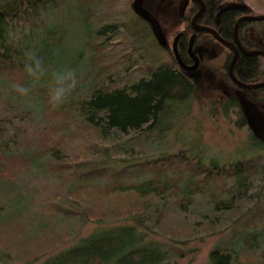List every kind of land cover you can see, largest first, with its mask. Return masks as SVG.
Returning a JSON list of instances; mask_svg holds the SVG:
<instances>
[{
	"label": "trees",
	"instance_id": "trees-1",
	"mask_svg": "<svg viewBox=\"0 0 264 264\" xmlns=\"http://www.w3.org/2000/svg\"><path fill=\"white\" fill-rule=\"evenodd\" d=\"M105 1L0 0V74L10 84L31 86L26 100L33 102L44 121L35 129V143L30 151L8 153L7 141H0V247L13 249L17 258L27 263L46 255L69 238L77 225L78 213L55 200L62 191L83 207L88 218L122 220L79 237L38 264H162L169 255L158 241L146 238L144 222L166 232L170 240H180L192 234L196 222L201 223L200 220L190 222L184 209L201 202H206L205 208L200 214H194L204 217L206 234L229 231L233 243L228 246V241L224 246L216 243L207 252V264H244L248 258L254 264H264V154L219 163L213 158L204 161L180 148L116 167L99 165L77 169L79 155L94 151L99 140L111 139V148L115 150L120 134L146 133L159 127L167 104L184 100L194 89L193 82L175 64L174 57L172 63H159L153 68L145 64L141 70L147 72L145 75L128 76L121 84L110 80V65L104 62L102 72L108 81L93 83L73 106L67 100L53 108L48 103L51 82L48 86L44 82L51 81V72L59 69L56 51L62 48L63 27L45 23L42 9L47 2L58 9L68 7L86 25L91 20V9H97ZM208 21L200 14L195 18L200 25ZM36 23L42 27L41 32L35 41H30L27 30ZM192 31L189 26L183 27L173 30L170 36L172 39L174 34L179 35L181 42L177 50L182 60L186 58L185 45ZM206 34L211 37L206 31H197L194 44L204 42ZM96 44L86 43L89 50L93 49L90 56L106 58L108 55L99 50L108 45ZM166 48L171 52L169 46ZM29 49L38 53L46 69L35 86L24 71V52ZM111 56L110 53L108 58ZM257 58L235 64V68L238 65L246 72L254 71L258 77L251 82L256 83L264 80L263 73L258 74L264 61ZM225 67V63L219 67L220 73L234 84ZM248 88H254L248 92L249 98L257 105L264 104V86ZM250 140L252 145L264 150L263 136L253 135ZM43 157L52 161L46 166L56 179L53 189L40 194V188L33 185L32 198L22 206L16 205L6 183H12L22 170ZM36 199L42 206L33 216L28 210ZM244 217L248 226L241 222ZM238 220L242 224L238 222L236 229L232 226ZM188 252L182 256L178 250L174 262L186 264L192 255L191 250Z\"/></svg>",
	"mask_w": 264,
	"mask_h": 264
},
{
	"label": "rangeland",
	"instance_id": "rangeland-1",
	"mask_svg": "<svg viewBox=\"0 0 264 264\" xmlns=\"http://www.w3.org/2000/svg\"><path fill=\"white\" fill-rule=\"evenodd\" d=\"M179 1L140 0L141 6L158 22L159 30L162 32V42L159 41L152 27L146 24L145 19L137 18L133 10V0H106L105 4L97 9H91L90 14L93 16L91 15V20L86 25L78 20L73 9L68 7L58 9V6L55 7L47 2L41 13L44 22L48 25L63 27L62 48L56 51L58 67L75 69L79 81L77 88L68 99L69 103H72V106L75 105L91 89L93 83L109 80L102 72L104 62L110 65V80L119 84L128 76L136 78L145 75L147 72L141 71L145 64L153 68L159 63H172L173 53L166 47H170L172 43L170 36L173 30L182 29L185 23L179 12ZM249 2L251 6L264 11V0ZM40 28L42 27L37 23L28 28L27 36L31 38L30 41L37 39L41 32ZM256 36L264 37L263 23L256 24ZM94 42L99 47L105 46L103 43L108 45L100 48L99 51L108 56L111 53L113 56L93 59L90 56L93 49L89 50L86 43ZM194 48L199 55L198 65L194 70L184 71L185 76L193 82L194 89L189 91L190 94H187L184 100L180 99L175 103L167 104V111L160 116L159 127L146 133L120 134V139L116 143L119 145L115 147V150L111 148V139L99 140L94 151H88L84 156L79 155L80 162L77 169L85 170L90 166L99 165L116 167L133 160L156 156L161 152L177 151L180 148L189 150L204 161L213 158L219 163L236 158L241 159L255 153L264 154V150L252 145L253 142L250 140L253 135L264 137V104L257 105L248 95V92L254 88L235 86L218 71L223 61L224 50L217 41L208 40ZM217 51L219 54H215ZM243 76L245 81L255 80L258 77L254 71L250 70L244 72ZM50 82L46 80L44 85L48 86ZM12 85L0 74V141H7L6 152L10 153L13 150L21 153L33 148L35 129L41 127L44 121L33 102L27 101L26 97H20L13 90ZM48 161L52 163L49 157L39 159L27 170H22L12 183H6V188L16 205L22 206L25 201L32 198L30 188L33 185L40 188V194L53 189L56 179H53L46 166ZM60 193L55 200L59 201L63 207H70L78 213L73 234L58 243L46 255H41L37 260L27 263L21 262L13 249L3 250L0 247V264H38L48 255L76 242L79 237L109 228L122 220L106 221L88 218L81 205L74 203L62 191ZM31 203L32 205L28 206L29 210L26 208L25 211L28 210L35 216L42 205L37 199ZM205 203H195L190 208L184 209L186 213L188 212L187 218L190 222L192 220L201 222H196L192 234L186 236L188 238L170 240L166 232L156 229L154 225L149 226L148 221L144 222L146 238L158 241L160 248L167 251L169 255L162 264H178L174 262V256L178 250L182 256L188 254L189 250L192 251L191 258L186 264H207L209 260L207 252L216 243L224 246V242L228 241L227 246L230 243L233 244L229 231L220 235L206 234L202 224L204 217L195 215L197 212L199 214L202 212ZM239 220L234 222L232 227L238 229ZM241 222L248 224L245 217ZM217 240L221 242L218 243ZM247 261L254 264L251 258Z\"/></svg>",
	"mask_w": 264,
	"mask_h": 264
},
{
	"label": "flooded vegetation",
	"instance_id": "flooded-vegetation-1",
	"mask_svg": "<svg viewBox=\"0 0 264 264\" xmlns=\"http://www.w3.org/2000/svg\"><path fill=\"white\" fill-rule=\"evenodd\" d=\"M181 1L182 0L179 1L180 4ZM194 1L197 3V7H195L196 3H194ZM249 1L250 0H184L181 12L180 11L179 12L183 17V19L185 20L183 27L189 26L193 30L192 32H190V34L193 35V42L191 44L190 51H188L187 45L189 42L188 41V38L190 36L189 34L185 45L186 58L182 60V58L179 55L181 62H183L182 64L189 65L194 63L190 53L193 56H195L196 60L198 61L199 55L194 48L196 45L200 43L203 44L208 40L212 42L217 41L220 44L222 50H224L223 51L224 57H223V61L220 63V66L222 67L224 63L226 64L225 67L226 74L228 71L227 67L229 63H231L230 72L236 80H240L245 84L248 83L256 84V82H251V81L248 83L245 82L246 79L242 77L243 73L246 72L245 69L240 68L238 65L235 68L236 63L246 60H257L258 56L263 58L264 61V37H260V36L255 37L256 24L257 23L264 24V18H255V16L258 15L264 16V11L262 9H258L256 7L251 6V3ZM201 6H202V10L200 9ZM133 10L134 12H136L134 8ZM198 10H201V12H198L195 15V13ZM135 14L137 15L138 19L140 18L143 20L145 19L144 21L146 22V24H148V26H151L148 19L144 18L142 15H139L138 12H136ZM199 14L206 16L209 19L208 23H204L203 25L196 23L195 18ZM193 16H194L193 19L194 24L200 25L202 27L203 26L209 27L211 29L200 30L192 27L191 19ZM230 26L232 28H230ZM197 31H202V32L206 31V33H208V35H211L212 38L207 36L206 34V39H204V42L194 44V37ZM174 36H176L175 42H176V48L178 49V44L181 41L179 40L178 34H174L173 37ZM173 37L171 39V42L173 40ZM170 49H171V45H170ZM215 54H219V52L217 51L215 52ZM174 62L181 68V70L188 71V70H194L197 67L199 61L196 63L195 68L193 69L192 68L182 69V67L178 64L175 58H174ZM172 65H174V63ZM219 69L220 68H218V71ZM263 71H264V62L258 74H261L262 72L263 73L262 75H264ZM263 81L264 80L260 82ZM234 85L237 86L235 83ZM248 87H253V86H248ZM248 87L246 89H248Z\"/></svg>",
	"mask_w": 264,
	"mask_h": 264
},
{
	"label": "clouds",
	"instance_id": "clouds-1",
	"mask_svg": "<svg viewBox=\"0 0 264 264\" xmlns=\"http://www.w3.org/2000/svg\"><path fill=\"white\" fill-rule=\"evenodd\" d=\"M24 71L35 86L45 75L46 69L43 60L35 50H26L24 52ZM77 72L71 68H59L51 72V84L49 86L48 103L57 108L71 97L78 86ZM13 90L20 97H27L31 92V86L16 83L12 85Z\"/></svg>",
	"mask_w": 264,
	"mask_h": 264
},
{
	"label": "water",
	"instance_id": "water-1",
	"mask_svg": "<svg viewBox=\"0 0 264 264\" xmlns=\"http://www.w3.org/2000/svg\"><path fill=\"white\" fill-rule=\"evenodd\" d=\"M133 8L135 9V11L136 12H138V14L139 15H142L144 18H146V19H148V21L150 22V25H151V27H152V29H153V31L155 32V34H156V36L158 37V39H159V41L160 42H162L163 41V37H162V35H161V33L162 32H160V30H159V27H158V22H156V20L154 19V17L151 15V14H149L142 6H141V4H140V0H133ZM183 3H184V0H182L181 1V4H180V7H179V10H180V12H181V9H182V7H183ZM201 10H202V6H201V8H200ZM201 10H198L196 13H195V15L198 13V12H201ZM194 15V16H195ZM194 16L192 17V21H191V23H192V27H194L195 29H200V30H203V29H211V28H209V27H205V26H200V25H197V24H194L193 23V19H194ZM255 18H264V16H262V15H258V16H255ZM212 32V31H211ZM175 40H176V36H174L173 37V40H172V43H171V51L173 52V56H174V58H175V60L178 62V64L182 67V69H184V68H186V69H193V68H195V65H196V63L198 62L197 60H196V58H195V56H193L191 53H190V55H191V58L193 59V64H189V65H186V64H182L183 62H181V59H180V57H179V52L177 51V48H176V42H175ZM188 45H187V49H188V51H190V48H191V44H192V42H193V35H191L190 34V36H189V38H188ZM230 64L231 63H229V65H228V67H227V74H228V76H229V78L231 79V80H233L234 81V83L236 84V85H239V86H244L245 88H247L248 86H253V87H258V86H264V81L263 82H258V83H251V84H245V83H243V82H241L240 80H236L235 78H234V76L231 74V70H230Z\"/></svg>",
	"mask_w": 264,
	"mask_h": 264
}]
</instances>
